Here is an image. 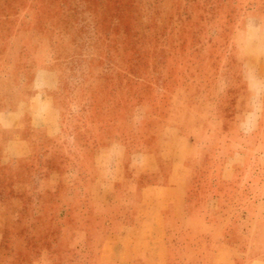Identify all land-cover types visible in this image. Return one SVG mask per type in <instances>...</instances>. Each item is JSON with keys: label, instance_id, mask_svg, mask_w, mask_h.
<instances>
[{"label": "rangeland", "instance_id": "rangeland-1", "mask_svg": "<svg viewBox=\"0 0 264 264\" xmlns=\"http://www.w3.org/2000/svg\"><path fill=\"white\" fill-rule=\"evenodd\" d=\"M32 87L49 130L0 165V264H111L93 155L147 151L179 115L204 136L164 264H211L223 243L264 261V0H0V115Z\"/></svg>", "mask_w": 264, "mask_h": 264}, {"label": "crops", "instance_id": "crops-1", "mask_svg": "<svg viewBox=\"0 0 264 264\" xmlns=\"http://www.w3.org/2000/svg\"><path fill=\"white\" fill-rule=\"evenodd\" d=\"M41 103L45 110L37 109ZM47 112L38 88L32 87L26 100L0 115V127L13 131L2 150L0 165L26 159L32 153L28 134L47 135ZM172 118L156 133L147 151L129 154L125 145L111 143L93 155L98 172L93 186L101 223L98 235L104 239L101 250L109 255L111 264H164L169 231L196 208L195 194L188 187L186 161L204 134L202 129L192 131L191 125L186 128L180 115ZM242 246L221 244L211 264L244 260L246 264H264Z\"/></svg>", "mask_w": 264, "mask_h": 264}]
</instances>
